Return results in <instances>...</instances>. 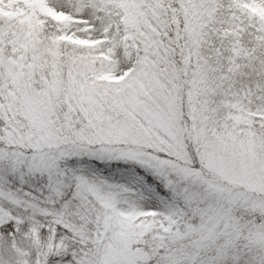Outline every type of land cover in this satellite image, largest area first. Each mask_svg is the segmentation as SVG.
I'll list each match as a JSON object with an SVG mask.
<instances>
[{"label": "snow or ice", "instance_id": "6c2138e0", "mask_svg": "<svg viewBox=\"0 0 264 264\" xmlns=\"http://www.w3.org/2000/svg\"><path fill=\"white\" fill-rule=\"evenodd\" d=\"M0 264H264V0H0Z\"/></svg>", "mask_w": 264, "mask_h": 264}]
</instances>
